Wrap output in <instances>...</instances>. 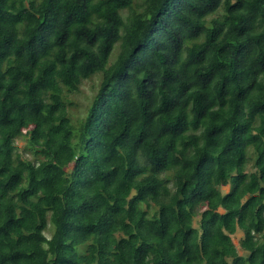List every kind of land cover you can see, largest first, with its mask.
Instances as JSON below:
<instances>
[{
  "label": "trees",
  "instance_id": "trees-1",
  "mask_svg": "<svg viewBox=\"0 0 264 264\" xmlns=\"http://www.w3.org/2000/svg\"><path fill=\"white\" fill-rule=\"evenodd\" d=\"M0 264H264V0H0Z\"/></svg>",
  "mask_w": 264,
  "mask_h": 264
},
{
  "label": "rangeland",
  "instance_id": "rangeland-1",
  "mask_svg": "<svg viewBox=\"0 0 264 264\" xmlns=\"http://www.w3.org/2000/svg\"><path fill=\"white\" fill-rule=\"evenodd\" d=\"M90 96H91V90L89 88V83H86L81 87V93L78 96L71 97L70 99L71 101L78 103V106H72L71 108V112L73 114L75 121H77V117H81L84 115L85 106L88 103ZM17 143L20 145L21 150H23L27 145V142L25 139H19ZM26 154H28V156L31 157L29 149H27ZM242 235L243 233L240 230L235 235H233L235 238V242L237 244Z\"/></svg>",
  "mask_w": 264,
  "mask_h": 264
}]
</instances>
